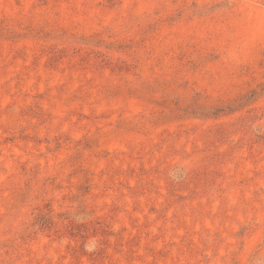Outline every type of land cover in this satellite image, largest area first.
Here are the masks:
<instances>
[{"label": "rangeland", "instance_id": "1", "mask_svg": "<svg viewBox=\"0 0 264 264\" xmlns=\"http://www.w3.org/2000/svg\"><path fill=\"white\" fill-rule=\"evenodd\" d=\"M0 264H264V0H0Z\"/></svg>", "mask_w": 264, "mask_h": 264}]
</instances>
